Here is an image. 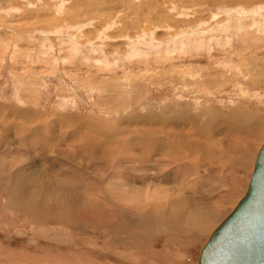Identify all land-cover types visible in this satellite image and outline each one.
<instances>
[{"label": "rangeland", "instance_id": "1", "mask_svg": "<svg viewBox=\"0 0 264 264\" xmlns=\"http://www.w3.org/2000/svg\"><path fill=\"white\" fill-rule=\"evenodd\" d=\"M225 1L0 0V264L196 263L264 140V3ZM16 170L89 198L75 227Z\"/></svg>", "mask_w": 264, "mask_h": 264}, {"label": "water", "instance_id": "2", "mask_svg": "<svg viewBox=\"0 0 264 264\" xmlns=\"http://www.w3.org/2000/svg\"><path fill=\"white\" fill-rule=\"evenodd\" d=\"M195 264H264V140L245 193L210 233Z\"/></svg>", "mask_w": 264, "mask_h": 264}, {"label": "bare ground", "instance_id": "3", "mask_svg": "<svg viewBox=\"0 0 264 264\" xmlns=\"http://www.w3.org/2000/svg\"><path fill=\"white\" fill-rule=\"evenodd\" d=\"M227 2H229V3H232V2H237V1H239V2H242V3H239V4H247V3H249V2H251V1H254L253 3L254 4H256V3H258V2H260V1H262V3H264V0H226ZM225 1V2H226ZM257 5H259V4H256L255 6H257ZM261 5V4H260ZM243 7V6H242ZM257 23H258V21H257ZM183 109V108H182ZM181 109V110H182ZM183 111V110H182ZM180 115H181V112H180ZM243 115H245V114H243ZM211 127V126H210ZM254 133V132H253ZM145 143V142H144ZM104 158H106V157H104ZM108 168V167H107ZM4 170H6V169H4ZM11 171V170H10ZM27 171V170H26ZM161 172V171H160ZM14 173V174H13ZM12 174L13 175H11L10 174V177H9V181L11 180V181H15V180H17L18 179V182L16 183V184H14V186H13V188H11V189H14L13 191H11V189H10V187H8V186H6L7 188V190H8V195H10V193H12V192H16V193H21V196H22V198H24L23 199V201L20 203V205H19V203H18V205L19 206H21L22 205V213H27V215H29L30 213H35V212H37V214H39L40 212H42V217H41V223H43V222H45L46 221V219H48V222L49 221H53L54 219V221H56L57 223H58V221L59 222H61L62 224H64L65 226H68V227H71V228H73V227H75V220H77V219H75V220H71V218H69V215L70 214H66L65 212H63L64 211V202L68 205V204H72V203H75L74 201H77V203H79V202H84V203H89L88 201L86 202L85 200H84V198L82 197V199L81 198H79V197H73V195H70V194H67V192H68V190H69V188L68 187H70V182H69V184L70 185H67L68 187H66V184H64V181L63 182H60V183H56L55 181V179H54V184L53 185H48V180L49 179H47L46 180V182H47V185H43V184H46V183H43V184H41V182H43V180L44 179H42V178H44V177H40V176H33L32 177V179L31 178H29L28 176H27V173L25 172V171H23V170H16V171H14ZM29 173V172H28ZM32 173V172H31ZM31 173L29 174V175H31ZM36 173V172H35ZM34 175V174H33ZM32 176V175H31ZM157 178V177H156ZM51 179V178H50ZM155 179V178H154ZM52 180V179H51ZM160 180V179H159ZM45 181V180H44ZM53 181V180H52ZM16 182V181H15ZM40 182V183H39ZM40 185H42V186H40ZM49 183H51V182H49ZM75 186L77 185L76 183H73ZM74 185H72V186H74ZM80 186V185H79ZM78 186V187H79ZM77 187V186H76ZM2 188V187H1ZM0 188V189H1ZM32 188V189H31ZM71 188V187H70ZM75 188V187H74ZM4 189V188H3ZM71 189H73V188H71ZM5 190V189H4ZM73 190H76L75 192L77 193V189H73ZM71 191V190H70ZM69 191V192H70ZM82 191H84V190H82ZM88 191V190H87ZM86 191V192H87ZM74 192V193H75ZM79 192H80V190H79ZM151 192V191H150ZM84 193H85V191L83 192V195H84ZM80 194V193H79ZM41 195H42V197H43V199H40V197H41ZM82 195V194H81ZM92 195V194H91ZM126 195V194H125ZM76 196V195H75ZM79 196V195H78ZM88 195H86V197H87ZM90 196V195H89ZM93 196V195H92ZM130 196V195H129ZM116 197V196H115ZM121 197H124V196H121ZM126 197H128V196H125L124 198H126ZM117 198V197H116ZM133 198V197H132ZM85 199H87V200H89V198H85ZM103 199V198H102ZM123 199V198H122ZM127 199V198H126ZM129 199V198H128ZM92 200V199H91ZM91 200H90V202H91ZM97 200H99V199H97ZM118 200V199H117ZM95 201V200H94ZM123 201H125V200H123ZM129 201V200H128ZM133 201V200H132ZM84 203H83V205H84ZM82 204V203H81ZM98 204V205H97ZM97 204H95L94 205V203H92V205L93 206H96L97 208H99L100 206H101V204L100 203H97ZM104 204V203H103ZM214 204V203H213ZM215 205V204H214ZM44 206H45V208H46V211H42V208H44ZM66 206V205H65ZM107 206V205H106ZM210 206L211 205H209V206H207L208 208H210ZM85 207V206H84ZM206 207V206H205ZM204 207V209H202L201 211L203 212H205L206 210H207V207L205 208ZM21 208V207H20ZM120 209V208H119ZM53 211V210H55L56 211V214H50L49 213V211ZM134 210H135V208H134ZM20 211V212H21ZM128 211V210H127ZM209 211V210H208ZM207 211V212H208ZM118 212H119V210H118ZM206 212V213H207ZM122 213V212H121ZM209 213V212H208ZM212 213V212H211ZM214 213V212H213ZM212 213V214H213ZM112 214V213H111ZM118 214V213H117ZM215 214V213H214ZM121 215H123V214H121ZM142 215V214H141ZM189 215H191L190 213H189ZM37 215H35V217H36ZM117 216V215H116ZM216 216V215H215ZM119 217V216H118ZM121 217V216H120ZM124 217H126L125 216V214H124ZM218 217V216H217ZM32 218V217H31ZM53 219V220H52ZM124 219H126V218H124ZM81 220V219H80ZM127 220V219H126ZM184 221L185 220H182V222L184 223ZM77 222V221H76ZM80 222V221H79ZM130 222V221H129ZM78 225H79V223H77ZM130 224V223H129ZM175 224V223H174ZM107 225H108V223H107ZM106 225V226H107ZM137 226V225H136ZM96 227V226H95ZM166 225H163L162 226V228L165 230L166 229ZM86 228V227H85ZM99 228V227H98ZM101 228V227H100ZM116 229V228H115ZM141 231V230H140ZM169 231H170V233H169ZM169 231H166L165 230V232H168L169 234H171V235H175L176 237L177 236H183V235H181V232H180V230L178 229V227H172L171 226V230H170V227H169ZM143 232H144V230H143ZM157 235V234H156ZM179 236V237H180ZM178 237V238H179ZM184 238L186 237V235H184L183 236ZM140 238V237H139ZM145 238V237H144ZM180 239V238H179ZM24 240V239H23ZM146 240V239H145ZM116 241V240H115ZM20 242V241H19ZM25 243V242H24ZM171 243V242H170ZM175 243V242H174ZM174 243H173V245H174ZM176 243H177V241H176ZM9 245V246H14V247H16L17 246V248H19L18 247V244L16 245L15 243H13V242H9V243H5L4 241L2 242V241H0V245ZM13 244V245H12ZM22 244V243H21ZM172 244V243H171ZM179 244V243H178ZM24 245V244H23ZM23 245H21V247L23 246ZM172 245V246H173ZM175 246V245H174ZM34 248V247H33ZM169 248V247H168ZM169 251H170V249H169ZM94 253V252H93ZM96 255H98L97 253H96ZM95 255V256H96ZM148 255V254H147ZM18 257V256H17ZM100 257V256H99ZM102 257V256H101ZM156 257H158L157 256V254H156ZM96 258V257H95ZM98 258V257H97ZM151 259V258H150Z\"/></svg>", "mask_w": 264, "mask_h": 264}]
</instances>
